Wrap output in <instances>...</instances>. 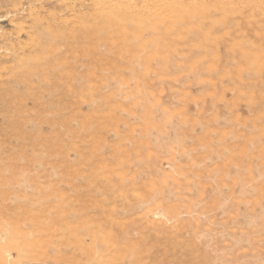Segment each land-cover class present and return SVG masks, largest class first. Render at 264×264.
<instances>
[{
  "label": "rangeland",
  "instance_id": "1",
  "mask_svg": "<svg viewBox=\"0 0 264 264\" xmlns=\"http://www.w3.org/2000/svg\"><path fill=\"white\" fill-rule=\"evenodd\" d=\"M65 1L0 0V264H264L258 0H182L241 8L183 39L103 38L98 0Z\"/></svg>",
  "mask_w": 264,
  "mask_h": 264
},
{
  "label": "bare ground",
  "instance_id": "2",
  "mask_svg": "<svg viewBox=\"0 0 264 264\" xmlns=\"http://www.w3.org/2000/svg\"><path fill=\"white\" fill-rule=\"evenodd\" d=\"M65 1V0H62ZM99 1V11L101 13V17H102V22L104 23L103 25V38H108L111 36V34L115 31L118 30H124L126 28H129L130 25H133L135 28V33L137 31H141L142 29H146V28H153V30H160L162 32V35L164 37H167V35H177L179 38H184L186 35V32H189L190 28H193L195 25L199 26V29H202L203 27L205 28V26L207 28H217V27H226L227 25L232 24V22L235 20L233 19L232 21L229 19V15L230 13H234V12H238L241 11V8H233L229 9L228 11H226L227 13L223 16H221V19H215L212 22H210V24H208L207 22L205 24L202 25V21L207 19H211L212 18H220L218 11L216 10H211V8H205V11L203 12H198V13H194V11L198 10V9H193L192 13L187 9L190 5H187L186 2L184 4V2L181 1H174L168 11L166 6L168 5H163V11L161 9L158 8V10H152L150 7V2L149 0H98ZM171 1V0H169ZM185 1V0H184ZM195 1V0H193ZM192 1V2H193ZM202 1V0H201ZM228 1V0H227ZM241 1V0H240ZM239 1V3H240ZM66 2V1H65ZM152 2V1H151ZM156 2V1H155ZM198 2V0H197ZM200 2V1H199ZM198 2V3H199ZM218 2V1H217ZM221 1H219L220 3ZM234 2V1H233ZM237 2V1H236ZM246 2V1H245ZM257 2V0H256ZM63 3V2H61ZM94 3V2H93ZM140 3H142V6L146 8L145 11H141L139 14V17L137 19L133 18V14L136 15V13H134L133 8H136ZM191 3V2H190ZM189 3V4H190ZM202 3L204 4V2L202 1ZM218 3V4H219ZM222 3V2H221ZM225 3V2H223ZM229 3V2H228ZM243 3V2H242ZM249 3V2H248ZM258 5H254L253 8H251V12L253 15V18H255L257 15L259 14H263L264 15V0H258ZM256 3V4H257ZM153 4V3H152ZM155 4V3H154ZM176 4H181L182 5V9L184 11H182V13L178 16V18L173 14L175 9H176ZM192 4V3H191ZM203 4L201 6H203ZM206 4V3H205ZM211 4V3H210ZM236 4V3H235ZM244 4V3H243ZM65 5V3H64ZM96 5V4H95ZM94 5V6H95ZM170 5V3H169ZM193 5V4H192ZM197 5V3H196ZM224 5V4H223ZM228 4H226L227 6ZM230 5V4H229ZM233 5V4H232ZM238 5V4H237ZM66 6V5H65ZM64 6V7H65ZM217 6V5H215ZM219 6V5H218ZM217 6V7H218ZM221 6V5H220ZM249 6V5H248ZM247 6V7H248ZM192 7V6H191ZM194 7V5H193ZM198 7V6H197ZM206 7V6H205ZM225 7V6H224ZM230 7V6H229ZM240 7V6H239ZM96 8V7H95ZM156 8V7H155ZM196 8V7H195ZM213 8V7H212ZM228 8V7H227ZM246 8V7H245ZM249 8V7H248ZM247 8V9H248ZM61 9V8H60ZM139 9V8H138ZM204 9V7H203ZM225 9V8H224ZM200 10V9H199ZM221 10V9H220ZM249 10V9H248ZM94 12V11H93ZM96 12V11H95ZM137 12V11H135ZM164 12L166 14H164ZM180 12V11H179ZM85 13V12H84ZM175 13H178L177 11ZM30 14V13H29ZM33 14V13H32ZM91 14V13H90ZM161 14H163L164 16H161ZM224 14V13H223ZM244 14V13H243ZM51 15V14H50ZM80 15V14H79ZM82 15V13H81ZM85 15V14H83ZM91 16V15H90ZM89 17V16H88ZM94 17V16H93ZM80 18V17H79ZM78 18V19H79ZM252 18V16H251ZM41 19V18H40ZM45 20V18H44ZM67 20V19H66ZM84 20V19H83ZM128 20H130L131 22H129ZM168 20V21H166ZM253 25H258V28L264 27V17H260L258 19H253ZM75 21V20H74ZM85 21V20H84ZM126 21H128V23H125ZM76 22V21H75ZM83 22V21H82ZM124 22V23H123ZM135 22V24H134ZM240 22V21H239ZM235 21L233 22V24L238 27L240 25V23ZM23 23V22H22ZM50 23V22H48ZM69 23H72L69 22ZM84 23V22H83ZM256 23V24H255ZM24 24V23H23ZM13 25H15V23L13 22ZM17 25V24H16ZM22 25V24H21ZM78 25V24H77ZM18 26V25H17ZM15 26V27H17ZM44 26V25H43ZM48 26V25H46ZM51 26V25H50ZM54 26V25H53ZM45 27V26H44ZM56 27V25H55ZM75 27V26H74ZM73 27V28H74ZM79 27V26H78ZM256 27V26H255ZM27 28V27H26ZM54 28V27H53ZM76 28V27H75ZM187 29V31H185L184 29ZM22 29V28H21ZM20 29V31H21ZM24 29V28H23ZM48 29V28H47ZM50 29V27H49ZM263 29V28H262ZM97 29L95 27H87L85 29H83L80 33H76V34H71L68 38L70 39V46L73 47H79L80 50H82L84 53L86 54H90L92 52V50L85 48L84 45L86 42L89 41H93L98 35H97ZM158 30V32H159ZM219 30V29H218ZM33 31V30H32ZM102 31V29H101ZM144 31V30H143ZM197 31V30H196ZM227 31V30H226ZM260 31V30H259ZM22 32V31H21ZM34 32V31H33ZM200 32V31H199ZM197 33L199 35H201L200 33ZM208 32V31H207ZM25 33V32H24ZM134 33V31H133ZM149 33V32H148ZM195 33V32H193ZM147 35V34H146ZM152 35V34H151ZM205 34H202V36H204ZM237 35V34H236ZM129 36V35H128ZM197 36V35H196ZM33 37V36H32ZM38 38L37 36L34 38L36 39ZM33 39V40H34ZM45 39V38H44ZM62 39V38H61ZM142 39V38H141ZM89 40V41H88ZM137 40V39H136ZM159 40V38L157 39ZM134 41V40H133ZM142 41V40H141ZM165 41V40H164ZM28 42V41H27ZM32 41H30L31 43ZM34 42V41H33ZM174 42V40H173ZM21 43V42H20ZM26 43V42H25ZM29 43V42H28ZM26 43V44H28ZM60 43V42H59ZM130 42L128 41L127 43H125L123 41V44H120L121 46L125 47L126 45H128ZM155 43V42H154ZM30 45V44H29ZM48 45V44H47ZM47 45H43V46H47ZM57 45V44H56ZM14 46V43H13ZM22 45H19V48ZM24 46V43H23ZM22 46V47H23ZM35 46V45H34ZM39 46V45H38ZM149 46V45H147ZM157 46V45H156ZM32 47V46H31ZM113 47H115L113 44H108V48L111 50ZM154 47V46H153ZM11 48V46H10ZM14 48V47H13ZM16 48V47H15ZM18 48V47H17ZM25 48V47H24ZM121 47H118L117 49H119ZM148 48V47H147ZM161 48V47H159ZM12 49V48H11ZM23 49V48H22ZM56 49V48H55ZM115 49V48H114ZM153 49V48H152ZM157 49V48H156ZM168 49V48H167ZM10 50V49H9ZM19 50V49H18ZM32 50V49H31ZM95 49H93L94 52ZM105 50V49H104ZM169 50V49H168ZM29 51V50H28ZM27 51V52H28ZM68 51V50H67ZM11 52V51H10ZM17 52V51H15ZM30 52V51H29ZM47 52V51H46ZM49 52V51H48ZM34 53V52H33ZM42 54V52H41ZM97 54V53H96ZM16 55V53H15ZM37 55V54H36ZM43 56V54H42ZM176 56V55H175ZM256 56V54H255ZM22 57V56H21ZM68 57V55H67ZM19 58V57H18ZM139 59V58H138ZM8 60V59H7ZM46 62H48L47 64H49V60H51V58H49V60L45 59ZM74 61V60H73ZM93 67V66H92ZM11 68V67H10ZM18 69V68H17ZM65 69V68H64ZM32 70V69H31ZM13 71V70H12ZM57 74V70H53V74L55 75ZM16 75V74H15ZM23 76V75H22ZM21 76V77H22ZM38 76V75H37ZM18 77V76H17ZM74 77V76H73ZM19 79V78H18ZM62 79V78H61ZM16 80V79H15ZM14 80V81H15ZM17 82V81H16ZM70 86V85H69ZM25 87V86H24ZM25 89V88H24ZM31 89V88H30ZM17 92V91H16ZM18 95L20 97V99L23 98L24 94H20L19 92H17ZM13 95V94H11ZM15 95V94H14ZM16 96V95H15ZM14 97V96H13ZM132 102V101H131ZM128 110V109H127ZM120 122V121H119ZM258 149V148H257ZM159 214V213H158ZM157 214V215H158ZM160 215V214H159ZM158 215V216H159ZM165 216V215H164ZM5 258V257H4ZM2 259V258H1Z\"/></svg>",
  "mask_w": 264,
  "mask_h": 264
}]
</instances>
